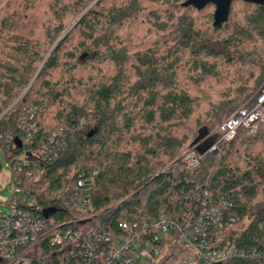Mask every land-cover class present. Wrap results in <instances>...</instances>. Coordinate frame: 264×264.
Here are the masks:
<instances>
[{"label":"trees","instance_id":"1","mask_svg":"<svg viewBox=\"0 0 264 264\" xmlns=\"http://www.w3.org/2000/svg\"><path fill=\"white\" fill-rule=\"evenodd\" d=\"M186 1L0 0V151L23 179L36 172L23 184L31 204L25 208L84 235L76 248L51 245L42 234L32 264H86L88 239L103 249L105 237L125 235L123 223L166 218L185 228L205 212L199 198L206 191L207 205L227 202L225 217H235L229 239L244 253L222 264H264L252 256L264 253V124L255 135L240 128L217 154H206V137L223 115L252 108L264 82V6L233 1L228 21L215 27L214 14L204 19L207 9ZM44 3L48 22L39 35L35 11ZM148 26L159 40L135 44L133 34ZM89 63L112 72L89 87L78 75ZM222 76L244 82L232 106L211 105L205 127L181 135L202 102L192 86ZM198 142L205 155L187 171L180 158ZM247 217L254 221L243 229Z\"/></svg>","mask_w":264,"mask_h":264},{"label":"built area","instance_id":"2","mask_svg":"<svg viewBox=\"0 0 264 264\" xmlns=\"http://www.w3.org/2000/svg\"><path fill=\"white\" fill-rule=\"evenodd\" d=\"M4 101L5 97L0 93V106ZM262 124H264V85L255 96V104L252 108L242 107L225 119L214 133L206 137L212 141L206 154H217L219 143H231L240 128L255 135ZM30 128L35 130L36 125L31 124ZM201 142L187 150L180 158L187 171L195 170L205 155L199 151ZM7 166L12 180L11 197L8 200L1 198V201L11 210L8 215L0 212V264H32L34 246L42 234L51 236V245L71 243L76 248H80V240H84V235L79 230L67 224H57L53 220L43 219L25 208L31 204L30 195L23 184L31 182L36 172L26 174L23 179L20 175L22 168L15 173L11 171L9 164ZM79 187H84L83 181L79 182ZM197 191H199L198 187L196 193ZM89 196L87 192L86 205ZM210 197L206 191L204 197L199 198L205 201L203 204L205 212L195 223L189 222L185 228L166 218L150 219L134 224L123 223L120 227L125 231V235L117 241L105 237L104 242L108 246L103 249L97 239L88 237L90 238L88 249L83 253L84 262L86 264H155L166 252L168 243L174 240H179L183 247L193 252V257L187 259L184 264H222L234 257L244 256L243 252L236 250L234 242L229 239L235 228V217H225L227 202L221 200L223 202L221 205H207L206 200ZM187 198H190V195ZM253 221V218H245L243 229L248 228ZM252 256L264 257V253L257 251L252 253Z\"/></svg>","mask_w":264,"mask_h":264},{"label":"rangeland","instance_id":"3","mask_svg":"<svg viewBox=\"0 0 264 264\" xmlns=\"http://www.w3.org/2000/svg\"><path fill=\"white\" fill-rule=\"evenodd\" d=\"M96 2H93L84 12L89 10L94 6ZM47 5L44 3L43 5L40 6V9L36 10L35 12L37 13L35 18L37 20V23L39 25L38 30H36V34H41L44 28L46 27V24L48 22V19L45 18L44 14H47ZM159 9L163 10L165 8L160 7ZM207 9L206 11L202 12V16L204 19L208 17L211 14H215L216 7L214 6H207V8H203L202 10ZM197 10V9H196ZM198 10V11H202ZM241 10V7L239 6L238 3H236L235 6V13L238 14V12ZM34 18V19H35ZM79 17H72L69 20V24L67 27V30L64 31V33L60 36V38L66 34L68 30H71L73 26L77 23L79 20ZM50 20V19H49ZM47 21V22H46ZM200 25H202V22H198ZM45 24V26H44ZM33 26V25H32ZM152 31V32H151ZM41 32V33H40ZM136 38L135 44H139L140 41L146 44L147 47L152 46L155 41L159 40V37L156 36L157 33L154 31V28L152 29L151 26H148L144 28L141 32H137L133 34ZM76 38V37H75ZM75 40L71 43H68L69 46H74L75 45ZM54 48V45L49 48V51L46 55V58ZM79 78H81L86 85L89 87L92 86L94 83L99 82L100 80L103 79V77L109 76L110 72H112V69L109 65L107 64H102V63H89L87 66H83L79 69ZM107 75V76H106ZM249 75V74H248ZM246 75V81L247 77ZM226 76H222L218 79H207L202 82L201 86L198 88H194L192 86V90L194 92H198V97L201 98V106L199 109L196 110L194 117L192 118L191 121H189L186 125L185 130L180 129V134L181 135H192V133L195 131L196 134L201 130L202 128L205 127V119L207 116V113L211 111V105H220L221 103H224L225 106L227 107L226 109L228 110L232 106V101L235 97L236 89L240 87L241 85L244 84V82H234L232 78H225ZM137 79L134 77L132 80L135 82ZM192 85V83H190ZM264 85V82L259 86L262 87ZM259 87L257 90L252 94L250 100L254 99L255 96L257 95L259 91ZM77 98V96H75ZM78 98H81L78 96ZM239 107L233 106V112L236 111ZM226 110V111H227ZM228 116V112L223 115L221 122H223L226 117ZM0 158L2 161V170L0 171V212L3 215H8L10 213V207L8 205H5L2 201L1 198L3 199H10L11 197V176L9 173V168L7 166V163L5 162L4 156L2 151H0ZM8 183V185H7ZM168 248L166 252L164 253L163 256H161L159 259H157V262L155 264H184L187 259L193 257V252L189 248L183 247L180 243L179 240H174L173 242L170 241L168 243Z\"/></svg>","mask_w":264,"mask_h":264},{"label":"water","instance_id":"4","mask_svg":"<svg viewBox=\"0 0 264 264\" xmlns=\"http://www.w3.org/2000/svg\"><path fill=\"white\" fill-rule=\"evenodd\" d=\"M233 1L236 0H187L183 5L185 7H194L197 10H202L209 4H213L216 7L214 14V26L221 27L224 23L228 21L230 9ZM250 4H255L259 6H264V0H239ZM17 144L20 142L17 140ZM51 212V210L46 211V216Z\"/></svg>","mask_w":264,"mask_h":264}]
</instances>
